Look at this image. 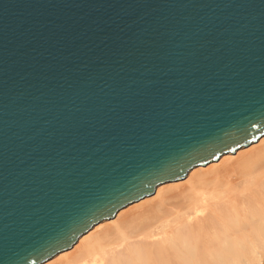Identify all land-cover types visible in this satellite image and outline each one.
<instances>
[{"label": "water", "instance_id": "95a60500", "mask_svg": "<svg viewBox=\"0 0 264 264\" xmlns=\"http://www.w3.org/2000/svg\"><path fill=\"white\" fill-rule=\"evenodd\" d=\"M262 136L264 0H0V264Z\"/></svg>", "mask_w": 264, "mask_h": 264}, {"label": "bare ground", "instance_id": "6f19581e", "mask_svg": "<svg viewBox=\"0 0 264 264\" xmlns=\"http://www.w3.org/2000/svg\"><path fill=\"white\" fill-rule=\"evenodd\" d=\"M237 173L236 181L228 176ZM228 178V179H227ZM227 179V181H226ZM55 256V258H54ZM41 264H251L264 256V136L158 185Z\"/></svg>", "mask_w": 264, "mask_h": 264}, {"label": "rangeland", "instance_id": "374dc122", "mask_svg": "<svg viewBox=\"0 0 264 264\" xmlns=\"http://www.w3.org/2000/svg\"><path fill=\"white\" fill-rule=\"evenodd\" d=\"M231 175H236V178L234 177V176H231ZM237 175H238V172L237 173H235V172H233V173H231L229 176H228V178L230 177V179H228L229 181L232 179V178H235V179H232V181L233 180H235L236 181V179H237ZM227 179H226V181H227ZM234 182V181H233ZM129 206V205H128ZM54 258H55V256H54ZM50 259L49 261H47V262H54L53 260H55V259ZM240 264H248V263H246V261H244V260H241V263ZM251 264H264V256H262V258H260V260L259 261H257V262H254V263H251Z\"/></svg>", "mask_w": 264, "mask_h": 264}]
</instances>
